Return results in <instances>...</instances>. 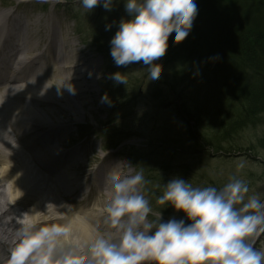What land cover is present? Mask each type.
Masks as SVG:
<instances>
[{"label":"clouds","instance_id":"obj_1","mask_svg":"<svg viewBox=\"0 0 264 264\" xmlns=\"http://www.w3.org/2000/svg\"><path fill=\"white\" fill-rule=\"evenodd\" d=\"M79 2L87 13L97 6L111 12L119 0ZM123 7L125 15L114 21L110 55L118 68L148 65L149 86L154 85L167 42L179 43L189 35L197 4L195 0H123ZM108 78L114 84L127 83L121 71ZM101 101L111 104L106 94ZM144 183L142 171L125 174L114 167L106 174L105 198L94 208L109 231H94L81 240L86 254L75 247L80 238L60 210L64 202L46 201L42 211L32 206L8 217L0 224V242L7 244L0 264H264V249L256 247L264 235V199L249 195L244 180L233 177L220 187H194L173 176L163 184L156 203L184 215L167 220L160 210L149 219L152 208L141 191Z\"/></svg>","mask_w":264,"mask_h":264},{"label":"rangeland","instance_id":"obj_2","mask_svg":"<svg viewBox=\"0 0 264 264\" xmlns=\"http://www.w3.org/2000/svg\"><path fill=\"white\" fill-rule=\"evenodd\" d=\"M32 1L34 6L19 7L18 12L22 15L28 10L34 17L44 19V14L53 16L56 12L57 24L59 21L86 56L98 64V79L88 98L91 110L85 109V117L70 129L76 138L73 146L98 156L109 153L111 160L126 162V172L131 174L142 171L145 183L141 191L152 208L149 219H154L159 210L163 220L183 218L182 212L156 203L163 184L173 176L186 179L194 187H220L233 177L239 178L248 184L249 195L258 194L264 199V147L257 145L264 135V112L257 124L244 127L233 143H221L224 149L229 148L225 151L214 150L205 141L194 143L188 128L195 125L178 111L184 102L195 112L202 106L214 108L220 98L225 99L216 62L208 58L209 47L221 33L225 20L250 19L247 15L254 11L249 0H195L198 13L189 35L179 43L168 41L171 51H165L159 60L160 78L151 86L148 65L118 68L110 55L114 21L125 15L123 0L111 12L97 6L89 13L79 0ZM17 4L16 0H0V8H14ZM107 24L112 25L110 30H106ZM116 71L125 75L126 84H114L108 78ZM105 94L111 104L101 101ZM196 130L200 132V127ZM118 142L120 145L113 148ZM240 164L243 168L238 167ZM96 189L88 192L84 204H94L99 197ZM62 202L66 207L71 205L66 200ZM256 247L264 249V235ZM4 252L6 249L1 248L0 254Z\"/></svg>","mask_w":264,"mask_h":264},{"label":"bare ground","instance_id":"obj_3","mask_svg":"<svg viewBox=\"0 0 264 264\" xmlns=\"http://www.w3.org/2000/svg\"><path fill=\"white\" fill-rule=\"evenodd\" d=\"M16 1L14 8H0V224L32 206L42 211L46 201L66 200L71 205L60 210L80 238L75 247L86 254L81 240L109 231L94 208L105 198L106 174L114 167L131 173L126 162L111 160L109 153L98 156L73 146L70 129L92 102L97 62L57 24L56 12L44 14L46 19L28 10L21 15L19 7L35 3ZM93 187L99 197L84 204ZM1 248L6 256L7 244L0 242Z\"/></svg>","mask_w":264,"mask_h":264},{"label":"trees","instance_id":"obj_4","mask_svg":"<svg viewBox=\"0 0 264 264\" xmlns=\"http://www.w3.org/2000/svg\"><path fill=\"white\" fill-rule=\"evenodd\" d=\"M249 1L254 11L248 13L250 19L225 20L221 33L209 47L208 58L216 62L225 99L220 98L214 108L202 106L195 112L185 102L178 108L195 125V131L188 128L193 142L205 141L214 150L224 149L223 142L233 143L237 134L244 127L254 125L264 112V0ZM165 51H171L168 42ZM198 126L200 132L196 130ZM119 145L118 142L113 148ZM257 145L264 147V135ZM250 147L254 148L255 144Z\"/></svg>","mask_w":264,"mask_h":264}]
</instances>
